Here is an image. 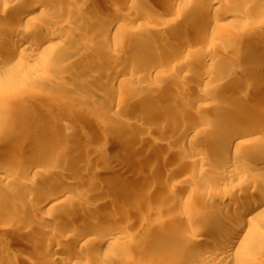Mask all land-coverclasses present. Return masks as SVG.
<instances>
[{
  "label": "rangeland",
  "instance_id": "374dc122",
  "mask_svg": "<svg viewBox=\"0 0 264 264\" xmlns=\"http://www.w3.org/2000/svg\"><path fill=\"white\" fill-rule=\"evenodd\" d=\"M34 1L25 0L23 3L14 2V0H0V13L3 11L0 14V27L4 29L3 31L0 29V35L7 34L9 27L13 26V24L16 26L18 24L19 29H21L18 36L26 35L34 27L33 25H35L37 33L34 31V38L41 41L42 46L49 36H54L56 33L58 35L62 32L63 40H58L57 38L50 41L52 47L47 51H41L38 60L35 62L23 60L20 63L15 59L8 66L2 67V71L6 72L0 76V90L4 91V94L0 97V164L5 158L4 154L15 155L16 165L22 163L24 161L23 159L33 154L35 150L40 151L42 148V151H48L53 149L52 147L57 145L56 141L60 138L64 142L55 150L62 152L68 148V143L72 141L74 134H76L75 127L79 125L85 126V131L82 134L88 135V139L92 141L95 149L92 151L85 150L83 153L85 156L83 154L81 156L78 155L76 162L70 167L65 166V161L63 160L60 166L57 167L58 169L54 170L55 167L53 169L50 168V173L48 174H54L55 176H62L64 174L66 180L63 184H71L78 178L92 179L95 176H100V178L103 176L106 180L111 179L114 181L120 172L127 170L129 171V175L120 182V186L125 187L130 185L134 189L138 188L146 196L147 199L140 205L139 211L148 219H167V217L175 214L179 216L184 215L189 218L190 213L186 207L190 204L196 205V203H201L197 213L201 214L202 217H197V221L195 222L196 229L192 233L197 234L199 229H203L206 226L207 221L205 219L208 216L213 213H219L220 211H226L229 208L228 203H224V201H228L231 197L229 194L235 192L234 190L237 188L239 189L234 193L236 196L233 195L231 198H236L238 202L242 194L249 198H254L255 195L259 194L261 184L264 183V173L254 169L257 168V158L263 157L256 153H253V155L250 153L247 154L248 149L245 148L243 152L247 156H238L237 163L242 164L241 167L244 170L246 169V174L243 172L244 174H239V176L228 180L225 184L218 183L217 176L224 174L225 169L219 168V166L206 168L194 163L190 159L191 155L198 150L200 154H206V151L195 144L191 145L190 139L193 138V141L204 142L213 140L211 134H208V132L215 131L212 127H215L214 124L217 119H222L221 122H225L229 127H232L235 124H233L235 120H237V122L235 121L236 123H240L245 118L243 117L245 114L242 111L244 108L248 111V108H251L250 110L253 112L252 117H257L261 121H264V113H262L264 111V85L260 86V91L256 97L251 96V98L245 94H240L241 81L249 80L250 77L255 78L260 74L261 79H264V8L262 10L256 9L257 7H263L264 0L260 2H258L259 0L257 2L254 0H219L215 4L211 3V0H198L196 2L195 0H176L173 6L172 4L166 3L165 0H147L150 2L151 7H153L151 8L153 9L152 12L138 10V4L125 3L126 0L119 1V3L116 0H64V7L66 8L59 9L60 11L63 10L62 12L59 10H55V13L52 12V17L56 19L51 17V22H49V18L43 15V19L41 16L33 24L25 18V13L28 10H31L38 4L44 12L45 9L47 13L51 10L50 0H47V2L44 0L45 2H42L43 5L38 0H36V3ZM123 2L125 5L119 9V7H122ZM194 3L200 7L196 5L195 7L193 5ZM201 7H208L212 12L207 17L208 19L206 18L207 23L204 27L205 29L202 28L203 30L199 29L197 31L192 29L193 32L187 34L184 32L186 31L185 27L188 23L194 22L196 12ZM71 8L75 12L69 15L66 12L67 10L72 11ZM107 8H112L115 14L119 13L124 22L122 21L121 28L118 26L111 33V35L113 34L111 36L112 38L114 34H117V42L111 38L112 42L102 47L100 46L101 43L97 42L103 41L98 31L101 29L100 26L102 27L103 20H105L103 19L105 15L102 17V14H105ZM126 9L128 10L126 11ZM140 11L145 14L140 13ZM56 12L60 14V17H58L59 15ZM134 13L136 14L134 15ZM138 13L140 15H137ZM53 14L56 15L53 16ZM70 16H75V18H70ZM77 16L78 21L75 20ZM100 17H102L101 22L99 21ZM84 18L90 20V25L85 26L86 24L83 23ZM128 18H130L129 21ZM131 18H133L132 21ZM211 20L214 21L212 22ZM64 21H66L67 25L64 24ZM69 21H73L71 24L75 28L73 29L70 26L72 30L69 28V25H71ZM97 22L101 23H99L100 26ZM170 23L172 24L170 25ZM77 25L80 28L83 27V30L81 29L82 33L79 31L77 33ZM172 25L175 28H172ZM6 26L7 28L5 29ZM54 31L57 32L54 33ZM72 31L74 34L71 33ZM94 31L95 33H93ZM124 31L126 32L124 33ZM2 32L5 33L2 34ZM211 36L220 37V43L211 45ZM182 37L183 39L184 37H190V46L188 45L186 47L179 59L171 64L166 63L165 59L170 58L171 54H173L172 49L176 47L175 45L179 44V40ZM120 38L121 40L119 41ZM123 38L125 39L122 40ZM229 38L230 40L234 39V41L241 45L240 52L243 55L240 53V61H237V66H235L236 62H234L235 64L231 63L229 65L230 67L226 64L229 62L228 58L234 55L231 53L228 54V57L226 56L228 62L226 60L221 61V66L206 67L204 69L205 72L202 71L203 69L199 72L194 70L195 67L191 63V60L195 58V54L199 53V57L202 58L199 60L200 62L204 61L207 56H210L213 50V54L217 56L216 53L221 52L219 48L221 45L219 44L229 40ZM133 39H138L140 43L138 42L131 47L129 42ZM147 43H152L151 45L156 47L157 50L153 48L154 51H151V54L143 61L144 63H140L139 67V57H136V53L139 52L138 49L141 50L143 45H147ZM251 44L256 45L252 50L249 46ZM122 48H129V50L121 52ZM207 49L210 53H203ZM19 50H24V47H20ZM113 51L116 53L113 54ZM3 54L4 50L1 49L0 58H3ZM219 56L224 57L221 54ZM221 59L224 60V58ZM45 62L48 63V67L44 66ZM187 62L188 64H185ZM189 64H192L191 67L193 66L191 69L192 74L191 71L189 73H181L180 69L182 66L184 67ZM232 65L234 67H231ZM104 66H108L110 70L108 78L106 80L104 79V81L99 79L92 80V73L96 71L97 67ZM136 66L139 68L137 69ZM226 68L227 70H225ZM134 69L137 70L133 76L135 78L133 79L131 76L133 75L132 71ZM206 71L212 75V81L208 84L209 86H204L203 81H201L206 77H204ZM224 84L225 86L223 87ZM151 85L152 88L156 85L157 90L153 92ZM206 87H210L209 89L213 91H206ZM228 87L230 90L226 92L228 95H222V90L224 88L228 90ZM103 97L105 99L107 97L108 99L105 100ZM118 102L121 103L118 104ZM216 105L217 107H223L221 109L222 113H224L222 117L219 116L217 118L218 116L214 113ZM255 107L261 109V113H256L258 110L256 111ZM117 108L118 110H116ZM116 111H119L118 118L116 120H110L109 115L111 112ZM135 115H140L139 118L141 119H139V122L135 121L136 124H130L131 118L135 117ZM245 116L246 120L247 115ZM246 122H242L241 125L244 126ZM53 123L60 124V127L57 128L58 130L53 129V131L47 133L39 130L41 125L47 126ZM182 123L188 125V129L191 131L189 133L190 138L184 140L183 138H179L177 141L173 140L176 127L180 126V124L183 125ZM259 136L255 137L257 141L253 142L251 149H258L264 146V137L261 135L259 138ZM248 138L246 137L243 140H248ZM124 153L127 155L125 158L121 156ZM115 156L119 158L116 159ZM48 164L46 163V165ZM16 165H9L7 167H10L9 170L6 168V172L5 170L4 172L6 174L8 173V175L11 173V177L15 176ZM51 166L50 164L47 167H39L36 171H41L42 168V171L44 168L48 170V167ZM107 167H112L113 170L110 173H105L104 170ZM19 176L24 177L23 181L27 183L36 179V176L32 174L26 176V174L22 175L20 173ZM254 184L255 186H252ZM109 186L110 182L106 185H100V192L103 195L99 194V192L88 200H81L80 202L83 205L85 204V208H92L96 204L100 209H105L104 211H107L105 214H108L111 209V201L108 198L114 200V197L118 193V191H113L112 187ZM241 186L243 187L241 188ZM21 189L27 190L26 188ZM240 189H242L241 193ZM105 196L106 198H104ZM209 199H212L213 202L205 208L209 203ZM23 202L24 199L17 197V195L7 194V191L5 193L0 191V264H43L41 258L44 255V250L40 247V243H35L33 240L29 239L25 249H22L21 252L7 249L8 245L15 246L23 240L19 238L20 234L17 235L13 232V229H15L14 226L20 228L23 225L25 227L29 224V221L38 223L33 217L27 215L32 212V208L26 202ZM11 203L16 206V210L13 217L14 220L9 222L11 220L9 217L13 211ZM33 208L35 210L37 207L35 206ZM85 208L83 209L81 206L78 212L81 210L84 211ZM26 210L28 213H25ZM41 213L43 214L45 212L40 211ZM113 217H109L111 219L110 229L115 232L111 237L115 240L116 246H122L125 242L128 243L133 238L138 241L141 238H147L148 236L146 234L154 221L148 220L147 224L145 223L141 226L139 221L126 223L127 221L120 219L118 216L117 218L115 216L116 221H112ZM261 220L258 223L262 227V233L258 237V243L260 244H258V247H256V250L252 254L250 264H264V217ZM19 228H16V230L21 229ZM65 232L55 234L57 236L56 239L54 238L55 236L53 237L54 240L58 242L60 240L62 241L65 238L62 236L67 235V232ZM33 234L36 235L39 233L34 230ZM95 235L92 237L94 238ZM67 236H69V233ZM40 237L43 238L41 241L48 239L44 236ZM216 237V234L209 232L205 241L201 243V248H205L209 244V241ZM71 239L72 237L69 238V240ZM31 242L35 245H32ZM100 249L102 252H105L107 246L101 247ZM45 255L46 257L49 256V254Z\"/></svg>",
  "mask_w": 264,
  "mask_h": 264
},
{
  "label": "bare ground",
  "instance_id": "6f19581e",
  "mask_svg": "<svg viewBox=\"0 0 264 264\" xmlns=\"http://www.w3.org/2000/svg\"><path fill=\"white\" fill-rule=\"evenodd\" d=\"M16 1L17 2H23L25 0H14V2H16ZM38 1L42 5L45 2L44 0H38ZM103 1H105V0H103ZM116 1H117V3H119V1H122V0H116ZM175 1L176 0H165L166 3H169L170 5L172 4V6H173V3ZM196 1H198V0H195V2ZM250 1H253V0H250ZM254 1L257 2V0H254ZM260 1H263V0H259L258 2H260ZM34 2L36 3V0ZM46 2H47V0H46ZM200 2H202V1H200ZM216 2H219V0H211V3H213V4H215ZM49 3H50V7H51V10H49V12L51 11V13L48 12L49 13L48 14L46 9L44 12V10L41 8V6L37 3L38 5H36L31 10H28V12L25 13L26 14L25 18L27 19V21L33 23L38 18L40 19L41 16H42L41 18L43 19V15H46L50 20L49 22H51L50 18L52 17V12L55 13L54 12L55 10L58 11L59 9H65L66 8V7H64V4H65L64 0H50ZM125 3H130V4L133 3L134 5L138 4V6H139L138 10H141V11H145V12L146 11H151V12L153 11V9H151L153 7H151L150 2L147 0H126ZM197 4L199 5L198 2H197ZM197 4L194 3L193 5L197 6ZM123 5H125L124 2L122 4V7H119V9L123 8ZM17 7H19V6L17 5ZM195 7H194V9H195ZM197 7H200V6H197ZM128 8H129V6H128ZM263 8H264V5H263V7L262 6L260 8L257 7L256 9L262 10ZM127 10L128 9H126V11ZM173 10H174V8H173ZM62 11L63 10H61L60 12H62ZM105 11H106L105 14H102V17H103V15H105V17H103V19H105V20H103L104 22H102V24L100 23L102 21L101 20L102 17H100V20H99L100 21L99 23L102 25V27L97 22L101 28L98 31V33L103 40L102 42H100V41H97V42L101 43L100 46H102V47H103V45H105V46L109 45L112 42V40L116 41V39L118 38L117 34H114V36L112 38L111 36L113 34L111 35V33H112L113 29L117 28L118 26L121 28V26H122L121 24L123 21L122 16L119 13L115 14L114 11L112 10V8H107ZM123 11H125V10H123ZM141 11H140V13H143ZM188 11H189V8H188ZM72 12L74 13L75 11H73V9H72V11L67 10L66 13L71 15ZM135 12H138V11H135ZM103 13H104V11H103ZM211 13L212 12H211L210 8L201 7V9H199L198 12H196L194 22L188 23L187 26L185 27L186 31H184V32H186L187 34H191L193 32L192 29H195L194 31H197L199 29L204 28L206 26V23H207L206 18L208 16H210ZM56 14H58L59 16L58 15L57 16L60 17L59 13L56 12ZM56 14H53V16ZM135 14L136 13H134V15ZM143 14H145V13H143ZM80 15H81V13H80ZM137 15H140V14L138 13ZM65 16H67V15H65ZM72 17L70 16V18H72ZM145 17H147V16L145 15ZM52 18L54 19L55 17H52ZM73 18H75V16ZM133 18H131V21ZM44 19H45V17H44ZM77 19H78V16L75 20H77ZM129 19L130 18H128V21H129ZM67 20H70V19H67ZM135 20H136V18H135ZM3 21H4V18H3ZM42 21H41V23H42ZM89 21H90L89 19L86 20V18H84L83 23L86 24L85 26H87L89 23H91ZM69 22L71 24V22H73V21H69ZM74 23H76V22H74ZM186 23H187V21H186ZM9 24H8V26H9ZM64 24L67 25L66 21H64ZM171 24L172 23H170V25ZM18 26H19L18 24H17V26L13 24V26L9 27V31L7 34H3L6 32V30H5V32H2L3 35H0V48L4 50L3 58H0V76L6 72V71L5 72L2 71L3 68L8 66L13 60L17 59L20 63L23 60H26L28 62H30V61L35 62L38 60V56H39V53L41 51H43V52L47 51L50 47H52L50 41L57 39V38H58V40H63L62 39L63 33L61 32V34L56 35L57 31L56 32L54 31V33H56V34L55 35L52 34L54 36H49L47 41L44 42L43 46H42V42L38 41L37 38H34V34H35L34 31L36 32V29H35L36 26L35 25H33L34 27H32L35 30L31 28V30H29V32L26 35H21V36L20 35L18 36L19 31L21 32V29H19ZM56 26H58V25H56ZM70 26H72V24L69 25V28H70ZM85 26H83V27H85ZM175 26H177V24H175ZM175 26L172 25V28H175ZM207 26H209V25L207 24ZM6 28H7V26L5 27V29ZM74 28L75 27H73V29ZM82 28L78 27V25H77L76 26L77 33H78V31L80 33H82V30H83ZM153 28H154V26H153ZM0 29H2V27H0ZM87 29H88V27H87ZM87 29H85V30H87ZM206 29H207V27H206ZM3 30L4 29H2L1 31H3ZM160 30H159V32H160ZM167 31H168V27H167ZM69 32H70V30H69ZM115 32H116V30H115ZM125 32L126 31H124V33ZM202 32H200V33H202ZM71 33L74 34L73 31ZM93 33H95V31ZM120 34H118V35H120ZM169 34H171V33L169 32ZM198 34H199V32H198ZM36 35H38V34H36ZM128 36H130V35H128ZM168 36H170V35H168ZM95 37H96V35H95ZM123 37H125V36H123ZM111 38H112V40H111ZM189 38L184 37V39H183V37H182L179 40V44L175 45L176 47L174 49L171 48L173 50V52H172L173 54H171L170 58L165 59L166 63L171 64L175 60L179 59L182 56V54L184 53L183 51L186 49V47L191 42ZM219 38L220 37H218V36L217 37L211 36L210 44L211 45H217L221 41V39L219 40ZM124 39L125 38H123L122 40H124ZM64 40H65V38H64ZM120 40H121V38L119 39V41ZM116 42H114V43L116 44ZM138 42H139L138 39H133L131 42H129V45L132 47V46L136 45ZM176 43H178V42H176ZM151 44H148V43H147V45L144 44L143 48H141V50L138 49L139 52L136 53V57L137 56L139 57V60H138L139 61L138 66L139 67H140V63L145 61V59H147V57L151 54V51L153 50V48L156 49V47H153ZM219 45H221L219 47L221 52L216 53L217 56H215L213 54L214 50L212 51V53H210V51H208V49H207L206 52H203V53H206V54L210 53V56H207L204 61L201 60L202 62L199 61L200 59H202L201 57H199V55H198L199 53L195 54L196 55V56L194 55L195 58H192L193 60H191V63H193L194 67H195L194 70L199 72L202 69H203L202 71H204V69H206V67H213L215 65L221 66V61L222 62L225 61L228 57V54H231V53H233L234 55L232 57L228 58L229 62H228V60H226L228 62L226 64H228V66H229V65H231V63L233 64L234 62H236L235 66H237V61L240 59V56L242 54L240 52L241 45L238 44V42L234 41V39L230 40V38H229V40L223 41V43H221ZM249 46H250V49L252 50L256 45L254 46V44L253 45L251 44ZM20 47H24V50L20 51L19 50ZM173 47H174V44H173ZM128 50H129V48H124V49L122 48L121 52L128 51ZM202 51H200V52H202ZM114 53H116V52L113 51V54ZM218 54L224 55V57H221ZM249 55H250V52H249ZM119 57H120V55H119ZM221 58H224V60ZM73 59H72V63H73ZM70 60H69V62H70ZM163 61H164V59H163ZM241 61H242V59H241ZM188 62H190V61H188ZM188 62L185 64H188ZM100 63H102V62H100ZM226 64H224V65L227 66ZM191 65L190 64L185 65L184 67L182 66V68L179 66V68H181L180 72L181 73H189L191 71V74H192L191 69L193 66L191 67ZM44 66L48 67V63L45 62ZM138 66H136L137 69L139 68ZM228 66H227V68H228ZM231 67H234V66L232 65ZM227 68L225 70H227ZM137 69H134L132 71L133 75L131 77L134 76ZM142 71H144V70H142ZM226 72H228V71H226ZM109 73H110V70L108 69V66L99 67V68L97 67L96 71H94L92 73L91 78H92V80L99 79V80L104 81V79L106 80L108 78ZM174 73H176V72H174ZM260 75L255 77V78L250 77L249 80L241 81L240 85H241L242 91L240 89V92H241L240 94H242V95L245 94L246 96H249V97H251V96L256 97L258 95V92L260 91L259 90L260 86L264 85V79H261L262 77H260ZM211 76H212L211 73H209V72L207 73V71H206V74L204 75L205 78L203 80H201V81H203L204 86L208 85L212 81ZM114 78H113V80H114ZM134 78L135 77H133V79ZM154 79H153V81H154ZM143 80H145V79H143ZM227 80H228V78H227ZM148 86H150V85H148ZM224 86H225V84L223 85V87ZM231 87H232V85H231ZM151 88H152V85H151ZM209 88H207L206 91H213L212 89H209ZM226 88H224L222 90V95H225V96L228 95V94H226V92L230 91V90H229V87H228V90H225ZM237 88H238V86H237ZM233 89H235V88H233ZM156 90H157V88L155 85L152 88V91L154 92ZM3 92H4L3 90L2 91L0 90V97H2V95L4 94ZM231 92H232V90H231ZM88 94H87V96H88ZM231 97H232V95H231ZM251 98H249V99H251ZM106 99H108V98L106 97ZM220 100H223V99H220ZM153 101H155V100H153ZM188 102H189V100H188ZM120 103L121 102H118V104H120ZM217 105H219V104H217ZM217 105L214 108V111H215L214 113H216V115L218 116L217 118H219V116L222 117V114H224V113H222V110H221L223 107L222 108L217 107ZM116 106H118V105H116ZM240 106L242 108H244L242 105H240ZM242 108H240V109H242ZM248 109H249V111L245 108L242 110L243 113L245 115H247L246 120H245L246 116L243 115V117H245L243 120L247 121L246 123H244V126L241 125L242 122H245L243 120L240 121V123L239 122L236 123L237 120H235L236 122L234 121L233 124L235 123L236 125L234 124L232 127L231 126L229 127L227 123L221 122L222 119L219 120L220 118L219 119L216 118L217 121L214 124L215 127L211 126L212 128H214L215 131L214 132H212V131L208 132V134H211L213 140H211V141L207 140L208 142H204V141H196V140L193 141L192 137H191L192 139H190L191 145L195 144L198 147H200L206 151V154H202V153L200 154L198 152L199 150L194 152V154H192L190 157V159L194 163H196L197 165H200L201 167H206V168H210L212 166H216V167L219 166V168L225 169L224 174L217 176L218 183L221 182V183L225 184V182H227L228 180L239 176V174H241L243 172L245 173L246 169L244 170L241 167L242 164L237 163V159H239L238 156H241V157L247 156L243 152L245 148L248 149L247 154L250 153L253 155V153L254 154L256 153V154L260 155L261 157H263V158H257V164H256L257 168L254 170L264 173V146H262L258 149H254V148L251 149V145L253 144V142L257 141V138H255V137H257L259 135L260 136L262 135L264 137V121L263 120L261 121L257 117L253 118L252 117L253 112L250 110L251 108H248ZM255 109H256V111L258 110L257 112L255 111L256 113H258V112L261 113L260 112L261 109H257L256 107H255ZM116 110H118V108ZM118 112L119 111L111 112V114L109 115L110 120H116L118 118ZM262 113H264V111ZM139 116L135 115V117L131 118L130 124H132V123L134 124L135 121L139 122V119H141V118H139ZM128 122H130V121L128 120ZM159 123H162V122H159ZM59 127H60V124L53 123V124L47 125V126L41 125L39 130H41L43 133H47V132L53 131V129H57ZM118 127H119V125H118ZM162 127H164V126H162ZM75 129H76V131H75L76 134H74L72 141L68 143V148L62 152H60V151L58 152L57 150H55V149H58L62 145V143L64 142L63 139L61 140V138H60L56 141L57 145L52 147L53 149L48 150V151H42L43 150L42 148L40 149V151L35 150V151H33V154L26 156L23 159L24 161L22 163L17 164V165H16L17 161L15 160V155L13 156L11 154H4L5 158L4 159L2 158L3 162L0 164V191L4 192V193H5V191H7V194L17 195V197L24 199V202H26V204H28L32 208L31 209L32 212L30 214H27V215L29 217H33L35 219V221L38 222L36 224L35 222L33 223V222L29 221V224H27L25 227H23V225H22V227H20L21 229L19 227L14 226L15 229H13V232H15L17 235L20 234L19 238L20 239L22 238L23 240H21V242L19 241L20 243L15 245V246H9L8 245V247H7L8 250H14L15 252H21L22 249H25L27 242H29L28 240L30 239V240L35 241V243H40V245H41L40 247L43 248L42 250H44V255L41 258L43 264L44 263L45 264H250V258L253 256L252 254L256 250V247H258V244H260V243H258L259 242L258 237L261 235L260 233H262V227L258 223L260 222L261 218L263 219V217H264V183L261 184V190L259 191V194L254 196V198H252V197L249 198L247 196L245 197L243 194L242 195L240 194L241 196L239 197L240 199L238 202V201H236V198L232 199L231 197L233 195H235L234 193L239 188L234 190L235 192H231L229 194V196H231L230 199L228 201L227 200L224 201V203L225 202L228 203L229 208H227L226 211H220V212L218 211L219 213H213L210 216H208L206 219L204 218L205 221H207L206 226H204L203 229H199V230L197 229L198 230L197 234H192L196 229L195 228L196 227L195 222L197 221V217L198 218H200L199 216L202 217L201 214L197 213L198 208L201 206V203H199V204L196 203V205L190 204L189 206L186 207L187 211H189V213H190L189 218L184 216V215L179 216V215L175 214V215H171V216L167 217V219L156 218V219H153L154 221L151 219H148L139 211L140 205L143 204L147 199L146 196H144V194L141 193L138 188L134 189L130 185H127L125 187L120 186V182L129 175V171H127V170L120 172L117 179L114 181L111 179L106 180V179H104L105 177L103 178V176L101 175L102 176L101 178H100V176H95L92 179L78 178V179H76V181H74L71 184L70 183L63 184V182L66 180V177L64 176V174L62 176H55L54 174H48V173H50L49 172L50 168L53 169L55 167L54 170L58 169L57 167L60 166V163L63 160L65 161L64 165L70 167L72 164H74V162H76L78 155L81 156V154H83L85 150L92 151L93 149H95L92 141L88 139V135L86 136V135L82 134L85 131V126H79L78 125L75 127ZM190 132L191 131H189L188 125H185V124L181 125L180 124V126L176 127V130L173 134V138H174L173 140L177 141L179 138H181V139L183 138V140L188 139V138H190L189 137ZM260 136H259V138H260ZM246 137H249L248 140H243ZM252 137H254V138L252 139ZM186 143H188V142H186ZM8 150H10V149H8ZM10 153H12V152H10ZM12 154H14V153H12ZM84 156H83V159H84ZM117 156H115L116 159L119 158ZM121 156H124V158H125V156L127 157V155H125V153L121 154ZM46 163H49V164L46 165ZM50 164L53 167L52 166L48 167L49 168L48 170L44 168V170H47V171H44V170L42 171L43 168L41 169V171L40 170L36 171L37 168L43 167V166L47 167ZM9 165H16L15 166L16 170L14 169L16 171V174L13 177H11L12 175L9 171L8 172L10 173V175H8V173L7 174L5 173L6 168ZM85 165H87V164H85ZM9 168H7V170H9ZM65 168H68V167H65ZM4 170H5V172H4ZM112 170H113L112 167H107V169L104 170V172L110 173V171H112ZM10 171H12V170H10ZM20 173H22V175L26 174V176L30 175V174L35 175L36 179L34 181H31L28 183L24 182L23 181L24 177L19 176ZM13 175H14V173H13ZM29 178H31V177H29ZM108 182H110L109 187H112L113 191H118L116 197H114V200H112L111 198H108L109 201H111L112 211L110 209V212L108 214H105L107 211H104L105 209L103 210V208L100 209V207L96 204L94 206L92 205L93 206L92 208H90V207L85 208L84 207L85 204L83 205L80 201L81 200H88L90 197L95 196L94 194H96V193L98 194L101 191V187H99V186L100 185H106ZM250 184H252V183H250ZM252 186H255V184ZM242 187L243 186H241V188ZM21 188H26L27 190H24ZM241 190L242 189H240V193H241ZM99 194H101V192ZM104 194H106V193H104ZM108 194H109V192H108ZM101 195H103V194H101ZM64 197H65V199L62 200ZM104 198H106V196ZM256 198H258V200H256ZM78 199H79V201H78ZM103 201H104V199H103ZM96 202H97V200H96ZM212 202H213L212 199L211 200L209 199V203L207 204V206H205V208L210 206V204ZM205 203H207V202H205ZM3 205H5V204H3ZM35 206L37 208L34 210L33 207H35ZM81 206L83 209L85 208V210L84 211L81 210L78 212V210L81 208ZM11 207H12L13 211L11 212V216L9 217L11 219L9 222H12L14 220L13 217L15 215V210H16L15 205L12 204ZM27 210H29V209H27ZM27 210L25 213H28ZM40 211H43L45 213H43V214L41 213L42 214L41 215ZM16 214H17V212H16ZM0 215H1V210H0ZM24 216H22V217H24ZM115 216H116V218L118 216L120 219H124L125 221H127L126 223H134V222L139 221V224L141 226L144 225L145 223L147 224L148 220L153 221V223L150 225V229L148 230V233L146 234L148 237L147 238H141V239H139V241L135 240L132 237L133 239H130L131 240L130 242H128V243L125 242L122 246H116L115 240L111 237L113 235V233H115V232L111 231V229H110L111 219L109 218V217H113L112 218V221H113V220H115ZM261 222H262V220H261ZM16 228H19L20 230H16ZM32 230L37 231L39 234L34 235ZM65 231L67 232V235L69 233V236H67L66 234H65V236H62V237H65L64 239H62V241L60 240V238H62V237H60L59 238L60 242L54 240V238L56 239V236H57V235L55 236V234H57L58 232L59 233L61 232V234H62ZM209 232L216 234L217 237L210 240L209 244L205 248H201V243H203V241H205V238ZM124 233H126V232H124ZM94 234H96V235L93 238L92 236H94ZM40 236L47 237L48 239L41 241V239H43V238H41ZM71 237H72V239L69 240V238H71ZM31 244L35 245L32 242H31ZM106 246H107L106 251L102 252L100 248L106 247ZM45 254H47V255L49 254V256L46 257ZM1 259H4V258H1ZM40 263H41V261H40Z\"/></svg>",
  "mask_w": 264,
  "mask_h": 264
}]
</instances>
